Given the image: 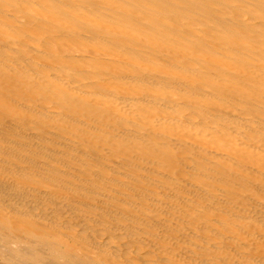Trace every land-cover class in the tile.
<instances>
[{
    "label": "bare ground",
    "instance_id": "obj_1",
    "mask_svg": "<svg viewBox=\"0 0 264 264\" xmlns=\"http://www.w3.org/2000/svg\"><path fill=\"white\" fill-rule=\"evenodd\" d=\"M0 264H264V0H0Z\"/></svg>",
    "mask_w": 264,
    "mask_h": 264
}]
</instances>
